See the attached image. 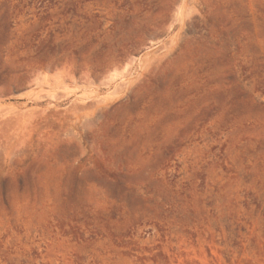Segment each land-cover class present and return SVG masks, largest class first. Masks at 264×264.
Wrapping results in <instances>:
<instances>
[{
	"label": "rangeland",
	"instance_id": "rangeland-1",
	"mask_svg": "<svg viewBox=\"0 0 264 264\" xmlns=\"http://www.w3.org/2000/svg\"><path fill=\"white\" fill-rule=\"evenodd\" d=\"M0 264H264V0H0Z\"/></svg>",
	"mask_w": 264,
	"mask_h": 264
}]
</instances>
